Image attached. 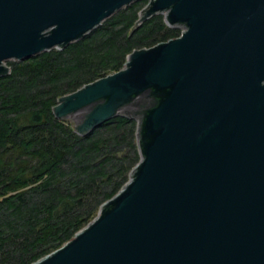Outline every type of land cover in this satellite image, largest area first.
Segmentation results:
<instances>
[{
	"label": "water",
	"instance_id": "water-1",
	"mask_svg": "<svg viewBox=\"0 0 264 264\" xmlns=\"http://www.w3.org/2000/svg\"><path fill=\"white\" fill-rule=\"evenodd\" d=\"M134 1L0 0V75ZM158 13L186 30L53 106L82 135L139 117L141 159L93 220L32 264H264V0H149L136 26Z\"/></svg>",
	"mask_w": 264,
	"mask_h": 264
},
{
	"label": "trees",
	"instance_id": "trees-1",
	"mask_svg": "<svg viewBox=\"0 0 264 264\" xmlns=\"http://www.w3.org/2000/svg\"><path fill=\"white\" fill-rule=\"evenodd\" d=\"M141 8L136 0L79 40L10 62L0 75V264H32L72 239L140 161L135 119L118 115L82 135L53 106L122 69L133 50L179 35L160 13L136 26Z\"/></svg>",
	"mask_w": 264,
	"mask_h": 264
},
{
	"label": "rangeland",
	"instance_id": "rangeland-1",
	"mask_svg": "<svg viewBox=\"0 0 264 264\" xmlns=\"http://www.w3.org/2000/svg\"><path fill=\"white\" fill-rule=\"evenodd\" d=\"M140 2H141V5H142V8H141V10L146 6V4H147V2L149 1V0H145V1H143V0H139ZM124 8H126V7H124ZM123 9V8H122ZM141 10L139 11V16H140V13H141ZM160 14H162L163 16H164V14L163 13H160ZM174 27H176V28H178V29H180L181 30V27H179V26H174ZM183 28V27H182ZM14 61H17V60H13V59H11V60H7L5 63H6V65H8L10 68H11V65L9 64L10 62H14ZM122 115H126V113H122ZM131 118H133V119H135L136 121H137V123H139V120H140V118L139 117H135V116H132ZM66 120H68L73 126H74V121H73V119H71V118H69V119H66ZM97 128V127H96ZM95 128V129H96ZM99 128V127H98ZM95 129H93L91 132H93Z\"/></svg>",
	"mask_w": 264,
	"mask_h": 264
},
{
	"label": "flooded vegetation",
	"instance_id": "flooded-vegetation-1",
	"mask_svg": "<svg viewBox=\"0 0 264 264\" xmlns=\"http://www.w3.org/2000/svg\"><path fill=\"white\" fill-rule=\"evenodd\" d=\"M146 95H148L147 92L145 94H142L140 97H138V99L135 100L134 102L137 103L138 105H140L141 103L144 102V99L143 98L146 97ZM144 104H145V106H148L149 107V106H151V104H153V102H152V100L151 101L149 100L148 102H145ZM80 117H83V116L81 115Z\"/></svg>",
	"mask_w": 264,
	"mask_h": 264
},
{
	"label": "built area",
	"instance_id": "built-area-1",
	"mask_svg": "<svg viewBox=\"0 0 264 264\" xmlns=\"http://www.w3.org/2000/svg\"><path fill=\"white\" fill-rule=\"evenodd\" d=\"M178 26L181 27V30L179 29V30H180V33H179L178 36H181V35L183 34V33H182L183 29L186 30V26H183V25H178ZM182 27H183V28H182ZM178 36H177V37H178Z\"/></svg>",
	"mask_w": 264,
	"mask_h": 264
}]
</instances>
